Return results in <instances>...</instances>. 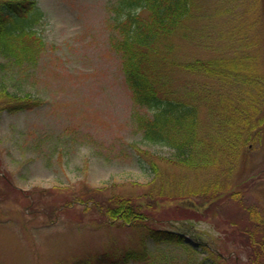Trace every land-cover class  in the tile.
Here are the masks:
<instances>
[{
    "label": "rangeland",
    "instance_id": "374dc122",
    "mask_svg": "<svg viewBox=\"0 0 264 264\" xmlns=\"http://www.w3.org/2000/svg\"><path fill=\"white\" fill-rule=\"evenodd\" d=\"M36 1L45 13V50L31 65L0 70L11 91L39 100L0 116V264H101L99 257L116 261L127 248L144 253L127 264H254L243 230L253 228L245 205L264 215V103L232 168L178 166L173 149L146 141L137 124L138 114L150 112L135 102L110 42L119 0ZM174 39L169 69L194 91L201 127L215 128L221 100L264 90V0H196L195 17ZM215 58L245 60L259 85L180 68ZM161 181L166 195L176 182L185 190L215 182L226 196L208 206L199 194L188 206L159 197ZM145 193L156 196L151 227L188 228L203 246L156 242L145 226L111 218L92 198Z\"/></svg>",
    "mask_w": 264,
    "mask_h": 264
},
{
    "label": "trees",
    "instance_id": "16d2710c",
    "mask_svg": "<svg viewBox=\"0 0 264 264\" xmlns=\"http://www.w3.org/2000/svg\"><path fill=\"white\" fill-rule=\"evenodd\" d=\"M195 10L196 0H119L115 7L117 13L113 27L116 34L111 36V47L121 55L122 70L135 102L150 112L137 116L144 139L172 148L173 162L181 167L214 168L226 163L232 168L242 134L252 131L263 120L260 113L264 90L249 91L247 101L235 97L221 100L217 109L219 118L215 122L217 132L215 128L201 127L198 105L191 102L195 98L194 91L184 89L168 64L169 55L177 48L174 37L180 35L188 21L195 17ZM44 18L45 13L36 0H0V70L7 69V65L8 68L10 65L22 68L37 62L45 50V41L39 32ZM239 59H196L188 65L180 64V68L199 69L209 77L228 82L247 81L248 84L259 85V76L250 74L247 71L249 63ZM4 60H8L7 64ZM177 64L179 66V62ZM38 104L39 100L30 95L11 91L0 79V116L3 111L16 113ZM219 126L224 132L227 130L226 134L219 131ZM153 170H156L155 167ZM165 185L161 181L159 197L167 201H181L188 206L195 205L193 197L199 194L206 195L202 205L208 206L226 196L223 194L226 188L215 182L204 188L188 190L176 182L168 195L165 194ZM238 195V192L232 193L244 206ZM155 197L153 193H145L142 198L114 194L106 202L99 203L101 198L92 195L93 202L96 206L101 204L98 207L106 215L130 226H145L148 235L156 242L184 244L180 235L149 225L153 219L150 213L157 208ZM245 209L253 228H246L243 233L253 246L254 264H264V215L254 205H245ZM143 258L144 253L139 249L127 248L116 261L104 256L97 260L101 264H127ZM199 264L212 263L202 261Z\"/></svg>",
    "mask_w": 264,
    "mask_h": 264
}]
</instances>
